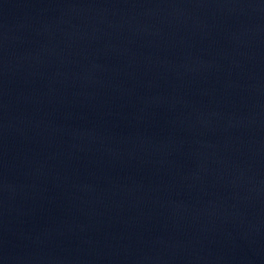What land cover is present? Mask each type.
Returning a JSON list of instances; mask_svg holds the SVG:
<instances>
[{
	"label": "water",
	"instance_id": "95a60500",
	"mask_svg": "<svg viewBox=\"0 0 264 264\" xmlns=\"http://www.w3.org/2000/svg\"><path fill=\"white\" fill-rule=\"evenodd\" d=\"M0 264H264V0H0Z\"/></svg>",
	"mask_w": 264,
	"mask_h": 264
}]
</instances>
